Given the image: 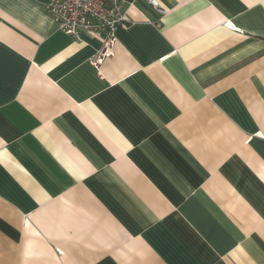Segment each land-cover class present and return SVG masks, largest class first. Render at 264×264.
<instances>
[{
  "label": "crops",
  "instance_id": "obj_1",
  "mask_svg": "<svg viewBox=\"0 0 264 264\" xmlns=\"http://www.w3.org/2000/svg\"><path fill=\"white\" fill-rule=\"evenodd\" d=\"M0 0V264H264V0H127L114 54Z\"/></svg>",
  "mask_w": 264,
  "mask_h": 264
},
{
  "label": "built area",
  "instance_id": "obj_2",
  "mask_svg": "<svg viewBox=\"0 0 264 264\" xmlns=\"http://www.w3.org/2000/svg\"><path fill=\"white\" fill-rule=\"evenodd\" d=\"M151 2H156L150 0ZM127 0H50L48 13L65 34L80 39L82 31L102 36V47L93 58L95 64L114 54L117 31L126 27Z\"/></svg>",
  "mask_w": 264,
  "mask_h": 264
}]
</instances>
